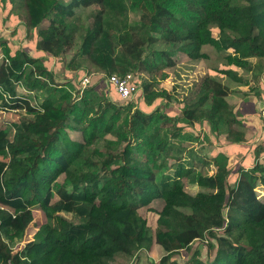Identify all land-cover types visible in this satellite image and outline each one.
<instances>
[{
  "label": "trees",
  "instance_id": "obj_1",
  "mask_svg": "<svg viewBox=\"0 0 264 264\" xmlns=\"http://www.w3.org/2000/svg\"><path fill=\"white\" fill-rule=\"evenodd\" d=\"M9 1L23 12L25 28L37 30L35 51L55 58L73 48L77 38L68 68L80 71L87 63L96 73L82 74L76 84L57 85L43 58L23 49L10 52L0 43L3 120L21 108L32 116L18 114L17 121H5V128H0V264H112L152 243L164 252L155 264H169L173 255L189 253L198 240L208 251L203 257L201 249H193L187 264H264V202L255 191L258 185L264 190V148L258 147L252 166L239 169L230 181L226 151L205 158L195 153L188 159L176 155L183 149L169 144L166 136L197 141L182 134L181 128L204 123L213 136L223 134L235 144L244 141V134L234 130L241 122L227 98L234 92L230 84H248L244 76L250 74L258 81L254 96L264 102V0H137L139 14L132 23L124 0ZM175 2L184 6L185 17L172 8ZM78 9L90 12L81 19ZM44 21L47 26L39 28ZM158 41L167 50L154 52ZM204 45L226 61L227 67L216 72L230 84L216 72L206 71L208 75L193 83L194 96L185 100L177 117L145 113L141 108L132 111V105L117 104L111 91L101 92L95 85L103 82L94 81L100 73H131L140 86L139 72L152 76L163 64L173 66L176 51L192 62L204 58L200 52ZM251 58L256 61L251 63ZM35 75L46 80L37 85ZM83 77L89 82L80 93ZM18 82L40 90L37 107L18 93ZM148 88L145 82L143 94L149 104L169 97L165 92L152 95ZM118 100L126 102L119 96ZM80 111L85 120L73 115ZM121 115V122L115 124ZM159 119L170 123L168 133H163ZM66 129L78 131L80 142L72 141ZM108 134L114 138L113 149L125 143L119 153L92 149ZM203 135L208 141L206 131ZM136 143L147 150L144 161ZM168 156L177 160L179 168L190 169L187 183L207 191L187 194L182 180L168 173ZM206 165L215 172L205 174ZM61 177L63 182L56 183ZM159 199L164 205L152 232L138 210ZM38 204L43 218L34 222L32 208ZM60 212L73 217L66 230L53 223V213ZM30 225L35 228L32 240L14 249Z\"/></svg>",
  "mask_w": 264,
  "mask_h": 264
},
{
  "label": "rangeland",
  "instance_id": "obj_2",
  "mask_svg": "<svg viewBox=\"0 0 264 264\" xmlns=\"http://www.w3.org/2000/svg\"><path fill=\"white\" fill-rule=\"evenodd\" d=\"M127 7V19L129 23H132L137 20V15L139 12L136 10V1L137 0H124ZM172 8L174 10L180 11L181 15L185 17L183 11L184 6L181 5L179 2L172 3ZM95 9V8H94ZM92 10V8H91ZM93 11V10H92ZM81 19L86 17V14L90 12V9L83 10L78 9L75 11ZM48 22L44 21L40 25L39 28H45ZM212 34L213 36H217V30L215 27H212ZM38 40L37 37V30L28 31L24 26V14L21 9L18 8L17 5H12L9 0H0V43L6 45L10 52L17 49H23L36 57L43 58L45 63H49V67L47 71L51 73L55 80L57 81L56 84H64L67 81H72L73 83H77V79L79 76L85 73H96V71L89 65L84 64L80 71H73L68 68V63L70 59L73 57L75 48L77 47L78 39H75V46L73 48H66L64 52L58 57L52 56H45L42 53L35 51V44ZM2 45H0V63L3 59L2 54ZM167 50V45H164L163 41H158L153 46L154 52H161ZM200 52L205 54L204 58L190 61L188 56H186L181 51H176L171 60L173 61V66L167 67L164 64L160 67V71L157 73H153L152 76H148L146 73L139 72L137 75L140 79L141 85H138V92L130 101L120 102L118 100V95L109 84L106 83L103 74H99V77H94L95 83L99 81H103L102 84L98 83L95 84L99 86V91L103 92L102 90L111 91L113 93L114 101L121 105V104H130L132 105V111L135 108H141L142 111L145 113L157 112V114L166 115L169 118L177 117L180 114V110L184 107L185 100H191L190 98L194 96V93L190 91L192 88L193 83H195L199 77L208 75L206 71L215 72L227 67L226 61L221 57V55L211 46L204 45L201 47ZM251 63L255 62L256 59L251 58L249 59ZM163 59H158V64H162ZM25 71H28V68H25ZM238 73H241L240 70H237ZM216 74H219L216 72ZM97 75V74H96ZM134 75V74H132ZM220 75V74H219ZM217 76V75H216ZM222 82L225 84H230V80L226 77L220 75ZM246 79H249L248 84H238V83H231L230 87L233 88V93L227 98L228 104L231 107L235 108V113L237 114L238 121L241 122V125H234V130L238 133H243L245 139L243 142L235 144L229 143L226 141L225 137L222 135L213 136L211 135L212 132L207 128V125L204 123L200 126L195 125L192 128L184 127L181 128V133H189L190 137H195L197 141L186 139L182 142H179L176 139L169 138L170 135H166L168 137L169 144H174L183 150L180 153H177V156H181L184 158L191 159L195 153L200 154L201 157H210L212 153L218 150H224L229 155V171H230V181H234L235 177L237 176L238 170L242 168H250L254 163V152L258 147L264 148V102L263 100H259L258 96H254L253 92L255 88L258 87V81L254 79V77L250 74L245 75ZM46 77L37 76L35 75L36 84L39 85L41 81H45ZM147 82L149 84L148 91L152 93V95L162 94L163 92L169 93L168 98L158 97L156 98L152 104L148 103L146 97L143 94V85ZM32 83V78L28 79V84ZM20 87L18 88V93H21L22 96L29 99L30 106L37 107V103L39 102L41 94L40 90L36 88H29L30 86L23 83L18 82ZM29 86V87H27ZM63 88L59 86L58 89ZM116 94H115V93ZM109 94V92H107ZM171 96V97H170ZM29 97V98H28ZM170 103V104H169ZM169 104V105H168ZM263 107V108H262ZM76 112L75 115H80L83 119V113ZM24 116L27 119L31 118L32 116L28 114L24 109L16 111L11 115L6 116L5 121L8 120H18L19 115ZM85 117V115H84ZM123 116L121 115L120 118L117 120L115 124L121 122ZM5 121L3 120V111L0 110V128H5ZM158 122L159 126L163 128V133L166 134L170 130V123L168 121H164L163 119H159ZM207 132L208 141L204 140V132ZM67 135L69 138L74 142H80V134L76 130L66 129ZM13 129H10V135H12ZM113 140L114 138L111 135H106L104 140L101 142L96 143L92 149H96L100 154H106L108 152H113L115 154L119 153L120 150L124 147L125 143H121L117 146L116 149H113ZM199 141H204V144H199ZM137 150H141V160H143V156H146V149L142 150L141 145L136 143ZM136 158V157H135ZM167 167L168 173H171L174 179L182 180L183 182V189L189 195H194L197 192H206L207 190L197 186L196 184L191 185L186 182V175L190 169L188 167H178L177 160H174L173 157H167ZM263 159V158H262ZM134 160V159H133ZM136 160V159H135ZM134 160V163L136 161ZM181 159L180 161H182ZM148 166H153L151 163H146ZM194 168L198 169L199 166L193 165ZM202 171L207 174L211 175L215 172L213 166H204ZM64 177L59 178L56 180V183L63 182ZM232 183V182H231ZM69 190V189H68ZM256 195L259 200L264 202V190L260 185H258L255 189ZM57 197H54L51 201L54 202ZM162 200H153L150 204L142 207L138 210L139 215L143 218L146 222L147 227L154 232L157 227V219H158V212L163 207ZM33 214L35 216L34 222L39 221L38 218H43L42 213V206L38 204L37 206L32 208ZM184 211V210H183ZM53 223L60 229L66 230L69 225L72 223L73 217L70 213L60 212V213H53ZM35 233V228L31 225L26 229L22 239L17 242L13 248L19 249L20 247L24 246V244L28 241H31L33 238V234ZM190 252L187 251H180L173 255L172 262L169 264H187L188 259L190 257L191 252L193 249H201L202 256H205V253L208 251L207 247H205V243L198 240L194 242L193 245L190 247ZM164 255L162 248L155 243H152L151 246L146 250H141L135 253L131 258L127 256H120L119 258L115 259L112 264H155L161 256Z\"/></svg>",
  "mask_w": 264,
  "mask_h": 264
},
{
  "label": "built area",
  "instance_id": "obj_3",
  "mask_svg": "<svg viewBox=\"0 0 264 264\" xmlns=\"http://www.w3.org/2000/svg\"><path fill=\"white\" fill-rule=\"evenodd\" d=\"M107 84L111 86L113 91L125 101H130L138 92V86L134 82V76L131 73L124 75L111 74L108 76L102 75ZM89 82V77H83L80 81V93Z\"/></svg>",
  "mask_w": 264,
  "mask_h": 264
}]
</instances>
